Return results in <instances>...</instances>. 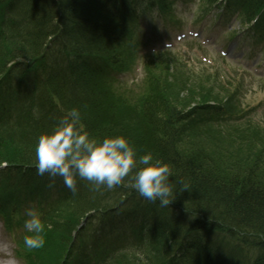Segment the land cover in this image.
I'll use <instances>...</instances> for the list:
<instances>
[{
  "label": "trees",
  "instance_id": "trees-1",
  "mask_svg": "<svg viewBox=\"0 0 264 264\" xmlns=\"http://www.w3.org/2000/svg\"><path fill=\"white\" fill-rule=\"evenodd\" d=\"M134 1L0 0V163H6L0 196L7 204L36 173L31 167L37 138L72 108L79 109L80 126L91 137L124 136L137 156L150 152L172 172L168 206L138 194L132 187L135 170L110 190H94L77 177L76 191L43 215L49 220L45 243L35 249L36 263H29L264 264V153L248 135H261L250 128L255 126L216 130L208 120L225 117L227 103L211 88L202 87L197 97L189 90V98L197 100L187 110L170 96L162 104L144 96L139 111L126 117L123 105L99 84L103 63L117 61L116 50L134 21ZM242 5L251 14L264 0ZM136 114L140 119L130 121ZM85 214L88 224L73 239ZM109 215L116 221L107 220ZM97 217L107 221L106 231L114 232L118 224L127 230L115 232L126 242L117 245L119 254L105 238L89 235Z\"/></svg>",
  "mask_w": 264,
  "mask_h": 264
},
{
  "label": "clouds",
  "instance_id": "clouds-1",
  "mask_svg": "<svg viewBox=\"0 0 264 264\" xmlns=\"http://www.w3.org/2000/svg\"><path fill=\"white\" fill-rule=\"evenodd\" d=\"M33 117L39 118L38 109L33 110ZM80 119L79 109L72 108L50 132L37 138L34 167L38 176L61 177L72 192L76 191L77 177L90 182L94 190L102 186L110 190L135 170L132 187L141 197L159 201L162 206L170 204L173 188L169 183L172 172L168 164L154 160L150 152L137 156L124 136L91 137L80 126ZM24 215L25 247H42L45 243L42 214L36 208H28Z\"/></svg>",
  "mask_w": 264,
  "mask_h": 264
},
{
  "label": "rangeland",
  "instance_id": "rangeland-1",
  "mask_svg": "<svg viewBox=\"0 0 264 264\" xmlns=\"http://www.w3.org/2000/svg\"><path fill=\"white\" fill-rule=\"evenodd\" d=\"M181 1L182 0H177L175 2V10H174L175 17H177L181 23L180 27L178 28L183 29L184 26L188 22L190 23V21H192L191 24L193 25L196 24L195 27L203 26L204 22H202L199 25V21H200L199 14L200 13L198 12H200L201 9L196 5V3L183 2L182 4ZM213 18L215 17L213 16ZM152 20H154L155 22H158L157 16L153 15ZM206 20H209V18H207ZM158 24L159 23H157V27H158ZM226 24L232 27H234L233 25L235 26L238 25L236 24V21H229ZM159 28L160 29L158 31V34L161 36L158 37L157 39L158 41L159 40H162V41L172 40V37L174 36V34L177 33V31H174V30H170L168 32V30H164L161 25H159ZM234 29H237V28H234ZM147 31L148 33L146 35L153 33L150 29H148ZM225 32H226V28H223V25L221 24L217 25L216 23L214 24L212 29H210L209 31L207 30V33L209 36H213L217 38L220 37V39H217V44L219 45L221 42L227 41ZM143 33L141 31L140 35L137 34L136 36L140 38L141 41H143L144 39L142 38ZM237 33H238L237 37L239 38V41L237 42V45L235 46L236 48H234V49H237V51H231L229 53L230 55L227 59V64L225 62L221 63V60L218 59L217 50L215 49L214 45L202 47V46H199V43L197 41L190 40L188 39V37H186V39L183 38L185 39V41L180 43L177 47H175L172 50L173 52L172 56H174L175 58L177 57L178 59L177 58L176 59L179 60L180 62L190 65L187 68L190 70H195L196 72L197 71L198 72H201V71L208 72L210 70L219 69L221 72V76H219V80L221 81V83H223L224 81L230 82L232 86L231 88L236 89L237 95L240 96L239 99L244 102L243 104L244 107L249 106V111L251 112H253V108H254L255 115L252 114L253 116L252 115L250 116L252 118L256 116L255 118L259 119L260 117L264 116V113H263L264 112V59H262V61H260V64L258 65L257 63L259 61H257V58L259 55V51H257V49H259L260 47L259 43L255 40L253 41L249 39L251 36H249L246 32L241 33V29H238ZM238 52L239 54H236ZM166 63L167 62H165V64ZM218 65H220L221 68ZM221 65L230 66V70L228 72L224 71ZM136 66L137 67L133 71L120 77V79H117L118 89L130 98H134L137 96L136 99H138L142 96L148 95L150 96L149 99L151 101L154 100L155 98V100L161 104L165 101V98L168 95L167 94L168 82L173 83L170 80L163 79V74L167 75V73H174L177 76H180V78L186 75L184 72V69L180 67L171 66L170 68H164V65L161 64L160 65L161 69L159 70L157 69L158 74L156 75V77H154L151 80V81L154 80L156 83L152 84L151 87L149 84L148 86L144 88H142L141 83H138V86H134V88L133 87L131 88V86L135 82L136 83L140 82L143 77V70H141V65L138 64ZM245 68H248L250 71H253V68H257L256 70L258 72L256 74H250L246 70H244ZM158 78L163 79L162 84H159L161 83V81L157 82ZM174 79L176 80V78ZM182 81L184 84H189V83L192 84V87L189 89L192 92L196 94L198 92H201V90L199 89L200 87H198L196 80L194 79L190 80V78L187 76V78L182 79ZM225 90L228 93L231 92L230 90H227V88ZM218 93L220 95H223L221 90H219ZM174 94L177 95L175 91H174ZM233 102L236 104L239 110L244 109V107L243 109L239 108V104L237 103L236 100H233ZM130 121H134L133 117L132 119H130ZM237 129H240V128H237ZM235 132H239V131H235ZM228 134H233V133H228ZM248 135L251 137V139L254 140L253 143H257L258 145V142L256 141L258 136L254 135L253 132H251ZM230 136L231 135H227L228 138ZM4 239L6 238L4 237ZM11 246L12 244L10 243V241H8L9 251L11 250ZM14 264H23V263L19 261L17 262L15 260Z\"/></svg>",
  "mask_w": 264,
  "mask_h": 264
},
{
  "label": "bare ground",
  "instance_id": "bare-ground-1",
  "mask_svg": "<svg viewBox=\"0 0 264 264\" xmlns=\"http://www.w3.org/2000/svg\"><path fill=\"white\" fill-rule=\"evenodd\" d=\"M3 249H4V247H3V244H2L1 239H0V251L2 252ZM0 264H8V262H2V261H0Z\"/></svg>",
  "mask_w": 264,
  "mask_h": 264
}]
</instances>
